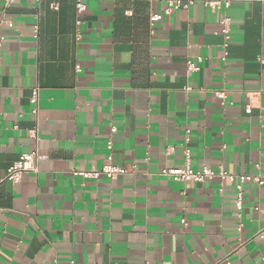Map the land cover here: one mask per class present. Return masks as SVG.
Returning a JSON list of instances; mask_svg holds the SVG:
<instances>
[{
    "label": "crops",
    "instance_id": "crops-1",
    "mask_svg": "<svg viewBox=\"0 0 264 264\" xmlns=\"http://www.w3.org/2000/svg\"><path fill=\"white\" fill-rule=\"evenodd\" d=\"M54 1L15 0L0 28V180L44 155L0 183V264H264V185L244 184L239 212L232 182L162 174L188 149L195 170L264 174V0ZM109 141L126 173L74 174L108 163Z\"/></svg>",
    "mask_w": 264,
    "mask_h": 264
},
{
    "label": "built area",
    "instance_id": "built-area-1",
    "mask_svg": "<svg viewBox=\"0 0 264 264\" xmlns=\"http://www.w3.org/2000/svg\"><path fill=\"white\" fill-rule=\"evenodd\" d=\"M41 1V0H38ZM202 1L206 5L213 6V7H229L234 1L237 0H167L168 5L165 8V12L170 14L173 12L174 9H179L182 7H187L190 4ZM15 2V0H4V6L0 13V28L3 25H7L10 23V18L8 16V11L11 5ZM53 7L55 9H59V2L55 0L53 2ZM76 7L79 12H83L87 8L86 0H76ZM160 17V14L154 13L152 14V23L156 19ZM78 22H81L78 20ZM223 24V33L226 37L225 47L227 48L230 44L231 38V22L229 17H225L222 19ZM78 36H81L80 30H78ZM5 40L4 35H0V47L2 46ZM228 54V51H226ZM202 61V58L199 57V62ZM199 62L189 59L188 60V70L189 71H196L200 69ZM216 94L225 99L227 98V94L225 90H217ZM39 99H40V87H34L31 95V103L33 105L32 111L36 114L39 112ZM249 112L251 111V107L247 109ZM38 126L31 129V135L34 136L36 139L39 138ZM116 127H112V131H115ZM190 139V138H188ZM108 148L111 151L109 154V162L104 164L101 169L98 170H84V171H74V174L78 175L81 174L85 177H100L102 175L107 176L109 179H116L121 174L127 172L126 168L122 165L115 163L113 161V141L108 142ZM44 155L41 154L40 149L38 146L28 153H24L21 157L15 161L8 169L7 174L4 178L0 180V183L4 180H11L14 182H20L23 178V175L27 171H39V161L43 158ZM191 152L190 149L187 150V158H186V165L184 167L178 168H164L162 170V174L172 177L176 181H205L207 179H213L216 177L221 178L224 181L232 182L236 185L238 190V198H237V208L239 212L244 207V184L246 182H253L258 185H264V174H251V173H242L237 174L225 169L223 166L219 169H214L211 167H204L201 170H195L191 166Z\"/></svg>",
    "mask_w": 264,
    "mask_h": 264
}]
</instances>
